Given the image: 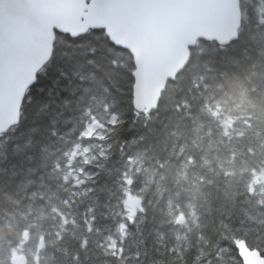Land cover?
<instances>
[{"label":"trees","instance_id":"1","mask_svg":"<svg viewBox=\"0 0 264 264\" xmlns=\"http://www.w3.org/2000/svg\"><path fill=\"white\" fill-rule=\"evenodd\" d=\"M241 8L238 38L199 40L149 113L134 109L131 77L120 91L98 95L94 117L65 105L55 80L60 67L71 70L60 55L71 54L63 47L70 41L56 37L48 75L26 95L20 122L0 135V264H9V241L29 224L28 264L41 234L40 264H117L99 248L109 236L123 239L126 252L174 237L195 246L199 230L222 218L249 247L264 245V196L240 197L247 171L264 164V0H241ZM117 55L135 69L129 51ZM201 73L207 90L192 87ZM105 99L118 119L105 112ZM62 219L67 230L57 243ZM76 253L79 261L71 259Z\"/></svg>","mask_w":264,"mask_h":264},{"label":"snow or ice","instance_id":"2","mask_svg":"<svg viewBox=\"0 0 264 264\" xmlns=\"http://www.w3.org/2000/svg\"><path fill=\"white\" fill-rule=\"evenodd\" d=\"M29 2L39 7H46L56 0H29ZM82 2L85 13L89 11L88 6L96 9L93 22L87 23L82 31L69 33L51 23L50 18H43L44 25L51 28L53 48L49 52L48 58L39 67L31 71V79L24 95L21 96V102H23L24 96L40 82V79L48 75L55 52L56 37H65L70 43L63 45V47L71 49V54L69 55L67 51H64L60 55L70 60L71 70L60 67L56 72L55 83L60 84V92L67 93L63 101L65 105L72 103L81 105V112L84 115L94 117L91 104L93 102L99 103V94H103L106 98L110 93L120 91L121 82L128 77H131L133 82L135 81L134 68L129 69L123 56L117 55L118 50H130L127 45L120 44L113 39V32L132 39L146 35L158 25L163 24L168 11L176 7L180 0H82ZM10 6L11 0H0V75L3 71V46L6 34L4 12ZM79 19L82 22L86 21L84 15H80ZM214 51L222 53L226 49L218 47ZM199 55L202 56L204 53ZM208 71L211 72L212 69L209 67ZM168 79L174 81L176 76ZM208 79L209 77L204 73L199 74L192 81L193 89L207 90ZM93 85H95L96 90H94ZM103 108L110 119L119 118V113L108 105L107 99L103 103ZM251 120L252 117L249 115L246 118V126H251ZM248 154L252 155L254 151L249 148ZM232 156L235 158L234 151ZM188 162L191 163V158ZM225 175H229V173L226 172ZM247 175L248 179L244 183L240 197H252L258 193L264 196V164L249 169ZM259 203L264 206V199L260 200ZM65 206H69L67 201H65ZM53 212L55 214V209ZM67 224L68 221L62 219L55 231L57 243L63 239ZM33 226L34 224L26 226L20 233V240L16 243L13 244L9 241V264H28V257L24 254L23 244L28 237L29 228ZM194 240L195 246H188L182 243L179 237H174L171 241L154 243L150 248L144 247L141 250L140 247H136L134 251L126 252L123 247V239L116 241L109 236L99 244V248L103 250V256L106 260L116 261L117 264H129V261H133L134 264H145L146 261L147 264H247L244 254L240 251L241 243L248 248L249 252L253 251L247 240L239 238L238 229L235 227L230 229L227 220L223 218L216 227L205 226L200 229L199 234L194 236ZM79 246L81 249L86 248V240L79 243ZM45 247V236L41 234L33 254V264H40L41 252ZM255 254L264 261V245L256 246ZM71 259L79 261V253L74 254Z\"/></svg>","mask_w":264,"mask_h":264},{"label":"water","instance_id":"3","mask_svg":"<svg viewBox=\"0 0 264 264\" xmlns=\"http://www.w3.org/2000/svg\"><path fill=\"white\" fill-rule=\"evenodd\" d=\"M82 0H56L39 7L29 0H11L4 12L5 40L2 75H0V135L21 119L24 95L31 71L39 67L53 48V34L43 18L69 33L82 31L93 22L92 6L83 11ZM84 15L86 21L79 17ZM241 0H180L168 11L162 25L137 39L113 32V39L127 45L135 61L133 106L149 113L159 105L170 80L186 67L191 48L201 39L227 45L236 40L242 25ZM26 96H24L25 99ZM151 110V111H149ZM240 251L247 264H264L243 243Z\"/></svg>","mask_w":264,"mask_h":264},{"label":"rangeland","instance_id":"4","mask_svg":"<svg viewBox=\"0 0 264 264\" xmlns=\"http://www.w3.org/2000/svg\"><path fill=\"white\" fill-rule=\"evenodd\" d=\"M90 129L94 130V129H96V126L94 125V126H92Z\"/></svg>","mask_w":264,"mask_h":264}]
</instances>
